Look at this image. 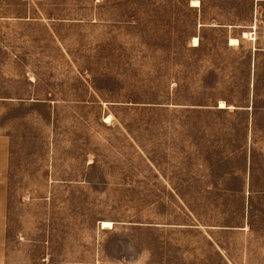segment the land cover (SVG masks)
<instances>
[{
  "label": "rangeland",
  "instance_id": "rangeland-1",
  "mask_svg": "<svg viewBox=\"0 0 264 264\" xmlns=\"http://www.w3.org/2000/svg\"><path fill=\"white\" fill-rule=\"evenodd\" d=\"M0 178L5 264H264V0H0Z\"/></svg>",
  "mask_w": 264,
  "mask_h": 264
},
{
  "label": "crops",
  "instance_id": "crops-1",
  "mask_svg": "<svg viewBox=\"0 0 264 264\" xmlns=\"http://www.w3.org/2000/svg\"><path fill=\"white\" fill-rule=\"evenodd\" d=\"M7 207V186L2 178H0V264H5L6 260L5 241L7 236Z\"/></svg>",
  "mask_w": 264,
  "mask_h": 264
},
{
  "label": "bare ground",
  "instance_id": "bare-ground-1",
  "mask_svg": "<svg viewBox=\"0 0 264 264\" xmlns=\"http://www.w3.org/2000/svg\"><path fill=\"white\" fill-rule=\"evenodd\" d=\"M36 1H43V0H36ZM192 6L193 7H199V2L198 1L193 2ZM198 42H199L198 39L195 38L194 39V46H198ZM230 44H231V46H237V45H239V41L236 39H232L230 41ZM225 107H226V105L224 103H221V108H225ZM102 224H103V228H112L111 222H103Z\"/></svg>",
  "mask_w": 264,
  "mask_h": 264
},
{
  "label": "trees",
  "instance_id": "trees-1",
  "mask_svg": "<svg viewBox=\"0 0 264 264\" xmlns=\"http://www.w3.org/2000/svg\"><path fill=\"white\" fill-rule=\"evenodd\" d=\"M226 108V107H225ZM225 108H221V109H225Z\"/></svg>",
  "mask_w": 264,
  "mask_h": 264
}]
</instances>
